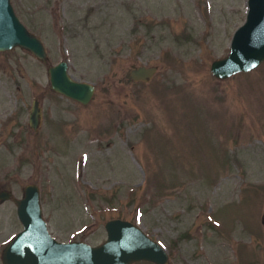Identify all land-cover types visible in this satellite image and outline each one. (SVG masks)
<instances>
[{
    "label": "rangeland",
    "instance_id": "obj_1",
    "mask_svg": "<svg viewBox=\"0 0 264 264\" xmlns=\"http://www.w3.org/2000/svg\"><path fill=\"white\" fill-rule=\"evenodd\" d=\"M9 2L46 63L0 52V191L16 199L36 183L58 241L94 245L121 218L158 241L168 264H264V61L225 79L209 72L245 0ZM63 59L93 86L84 105L48 88L46 66ZM131 65L156 72L133 82ZM19 229L6 200L0 249Z\"/></svg>",
    "mask_w": 264,
    "mask_h": 264
},
{
    "label": "water",
    "instance_id": "obj_2",
    "mask_svg": "<svg viewBox=\"0 0 264 264\" xmlns=\"http://www.w3.org/2000/svg\"><path fill=\"white\" fill-rule=\"evenodd\" d=\"M19 48L45 64L46 52L34 34L14 14L9 0H0V52ZM264 61V0H245L244 19L232 32L227 53L209 64L216 79L247 72ZM49 90L82 105L86 104L93 86L76 81L67 73V60H59L45 68ZM156 67L130 66L128 78L147 82ZM40 120L38 101L33 98L27 113V126L36 131ZM10 192L1 190L0 201ZM15 215L20 229L5 243L0 264H132L139 261L168 264L165 248L147 236L134 222L121 218L106 220L102 227L104 239L94 245L83 241H58L47 230L39 204L35 183L23 186L21 197L14 199Z\"/></svg>",
    "mask_w": 264,
    "mask_h": 264
},
{
    "label": "flooded vegetation",
    "instance_id": "obj_3",
    "mask_svg": "<svg viewBox=\"0 0 264 264\" xmlns=\"http://www.w3.org/2000/svg\"><path fill=\"white\" fill-rule=\"evenodd\" d=\"M37 101H38V100H37ZM38 107H39V103H38ZM39 109H40V120H39V124H38L37 129H36L35 132H33V131L31 130L32 133H36V132H37L38 127H39L40 122H41V108L39 107ZM35 184H36V183H35ZM22 188H23V187H22ZM22 188H21V192H22ZM20 197H21V195H20L18 198H20ZM18 198H16V199H18ZM9 199H11L12 203L14 204V211H15V209H16V204H15V202H14V199H15V198L11 197V195H9L7 199L0 201V206L3 205V202H4V201L9 200ZM39 204H40V195H39ZM40 208H41V205H40ZM41 213H42V211H41ZM15 216H16V215H15ZM5 243H6V241H5ZM3 246H4V245H3ZM3 246H2V247H3ZM1 249H2V248H1ZM1 249H0V253H1ZM0 263H1V262H0Z\"/></svg>",
    "mask_w": 264,
    "mask_h": 264
}]
</instances>
